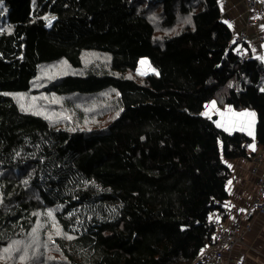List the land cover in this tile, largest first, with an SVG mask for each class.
I'll list each match as a JSON object with an SVG mask.
<instances>
[{"label":"trees","instance_id":"1","mask_svg":"<svg viewBox=\"0 0 264 264\" xmlns=\"http://www.w3.org/2000/svg\"><path fill=\"white\" fill-rule=\"evenodd\" d=\"M219 2L0 0V264L39 250L49 212L63 237L40 251L62 264H194L212 245L253 138L208 103L253 110L264 148V63Z\"/></svg>","mask_w":264,"mask_h":264},{"label":"crops","instance_id":"2","mask_svg":"<svg viewBox=\"0 0 264 264\" xmlns=\"http://www.w3.org/2000/svg\"><path fill=\"white\" fill-rule=\"evenodd\" d=\"M255 1L258 9L264 10V0ZM219 4L221 19L229 25L234 38L243 32L247 33L251 57L264 63V23L252 27L248 25L247 0H220ZM229 108L231 107L219 108L216 104L213 109L210 102L207 105V114L216 118L215 122L223 125L221 128L226 132L248 133L246 126L241 130L239 123L236 127H232L230 122L248 119L236 116L235 113L254 111L249 109L237 111L231 108L230 113ZM221 112L224 113L223 116L220 115ZM256 122L257 114L251 127L252 135L250 136L253 140L248 146L253 155L228 161L232 169V179L229 184L230 198L225 205L226 210L221 218V224L224 227L238 228L244 233L242 239L240 238L233 247L230 256L223 259L222 264H264V214L247 215L260 193L259 181L264 175V148L256 145Z\"/></svg>","mask_w":264,"mask_h":264},{"label":"rangeland","instance_id":"3","mask_svg":"<svg viewBox=\"0 0 264 264\" xmlns=\"http://www.w3.org/2000/svg\"><path fill=\"white\" fill-rule=\"evenodd\" d=\"M161 6H156L150 9V18H154L156 17V15L158 14L157 11L160 10ZM155 21V25L158 26L160 21L158 20V23L156 20ZM50 23H48L49 25ZM141 61H144V63H141ZM138 71L139 73L142 74H146V73H151V72H155V69L151 66L149 60L147 58H142L139 61V65H138ZM26 102V100H25ZM68 116V113H62V116L60 114L55 113L54 118L55 119H60V120H64L66 121V117ZM63 117V119H62ZM214 118V117H213ZM258 198V197H257ZM256 198V199H257ZM256 215V214H254ZM41 220L39 221L40 223L38 225H36L33 229V231L31 232L32 235H35V239L37 240V245H38V249L35 248H30L29 250L26 249L25 253H23L20 257L18 254H15V249L21 245V242L18 243H14L13 247L11 246L12 249H10L7 260L6 262L8 264H25V260H26V264H62V261L60 262V258L59 255L57 253L52 254L51 258H49L47 255H43L41 254V249L45 246H47V248L49 249H57L56 246V242H54V240H56V238L58 236L63 237V233H61L59 225L56 223V221L54 220V218L52 216H49L48 213H44L43 215H41ZM59 230V232L57 231ZM45 231H48L47 234H44ZM244 232H240V238L242 239V235ZM43 245L45 246H42ZM20 248L22 250H24V246L21 245ZM210 246H208L204 251H206L207 249H209ZM231 253V252H230ZM230 253H228L226 255L225 258L230 256ZM29 257V259H27ZM239 264V263H236Z\"/></svg>","mask_w":264,"mask_h":264},{"label":"built area","instance_id":"4","mask_svg":"<svg viewBox=\"0 0 264 264\" xmlns=\"http://www.w3.org/2000/svg\"><path fill=\"white\" fill-rule=\"evenodd\" d=\"M249 18L248 25L250 27L264 23V10H259L255 0H247ZM235 42L247 43L249 45V37L243 32L236 36ZM260 193L254 202L253 208L248 212V216L254 214H264V175L259 181ZM215 224L218 227L216 236L213 239L210 248L204 251L194 264H222L223 259L230 253L236 243L240 240V230L238 228L224 227L221 224L220 217L217 218Z\"/></svg>","mask_w":264,"mask_h":264},{"label":"snow or ice","instance_id":"5","mask_svg":"<svg viewBox=\"0 0 264 264\" xmlns=\"http://www.w3.org/2000/svg\"><path fill=\"white\" fill-rule=\"evenodd\" d=\"M141 63H144V61H141ZM261 91H264V89H261ZM5 95H7V94H5ZM215 106H216V102L213 101L212 102V108L215 109ZM228 111L231 113L232 109L229 108ZM203 115H207V113H203ZM220 115L223 116L224 113L221 112ZM234 115L239 116V117H246L248 119L246 121L241 120L239 122H230L232 127H236L237 123H239V126H240L241 130H243L244 127L246 126L247 129H248L249 135H252L251 127H252V124L254 123V117H255L256 114L254 112H243V113H235ZM217 126L221 127L223 125L218 124ZM229 183H231V182H229ZM48 214H49V216H51V212H49ZM57 231L59 232V230H57ZM69 239H71V237H69ZM6 251H9V250L6 249Z\"/></svg>","mask_w":264,"mask_h":264},{"label":"water","instance_id":"6","mask_svg":"<svg viewBox=\"0 0 264 264\" xmlns=\"http://www.w3.org/2000/svg\"><path fill=\"white\" fill-rule=\"evenodd\" d=\"M216 118H213V120L215 121Z\"/></svg>","mask_w":264,"mask_h":264}]
</instances>
